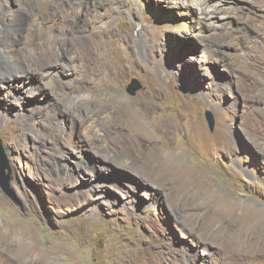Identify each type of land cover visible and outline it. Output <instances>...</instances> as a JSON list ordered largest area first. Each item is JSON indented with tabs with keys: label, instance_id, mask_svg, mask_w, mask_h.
Wrapping results in <instances>:
<instances>
[{
	"label": "rangeland",
	"instance_id": "1",
	"mask_svg": "<svg viewBox=\"0 0 264 264\" xmlns=\"http://www.w3.org/2000/svg\"><path fill=\"white\" fill-rule=\"evenodd\" d=\"M143 1L0 0V264H264V0Z\"/></svg>",
	"mask_w": 264,
	"mask_h": 264
},
{
	"label": "bare ground",
	"instance_id": "2",
	"mask_svg": "<svg viewBox=\"0 0 264 264\" xmlns=\"http://www.w3.org/2000/svg\"><path fill=\"white\" fill-rule=\"evenodd\" d=\"M127 1L122 0V2H123L122 6H125L126 3H128V4L140 3L142 8L146 7L143 0H129L128 2ZM218 1L223 2L224 0H218ZM231 1L233 2V0H231ZM225 4H231V2H225ZM174 5H175V7H178L179 10H181L180 13L185 14V15H191L194 20H198V21L202 20V18H204V17H207V18L209 17V16H205V12L208 13L210 11L213 13L216 11V9H218V11H220L219 9L222 8L220 4H218V3L215 4L214 0H175ZM224 9H226V8L224 7ZM194 14L195 15L199 14L200 16L197 18ZM153 19L155 20V18H153ZM186 22L187 21H185V20L181 21V23L184 25L187 24ZM182 27H184V26H182ZM13 29H15V28H13ZM11 38H12V40L14 39V37H11ZM10 39L7 40L8 45L7 46L4 45L0 51V61L6 63L5 68H3V67L0 68V76H3V77H0V90H2L3 88L16 86L18 83L21 85H25V83H26L25 78H29V77L31 78L33 76L32 75L33 72L39 73L35 69L28 68L29 66L26 67L25 62L20 59L21 57L20 58L18 57L16 59L14 58V60H11V58H12V57L10 58L11 55L7 54V51H10V53H11V50H12V48L10 49V47L13 45V43ZM12 55H14V54H12ZM158 125H162V123L158 122ZM141 128L145 129L143 126H141ZM135 130L139 134V132H140L139 126H137L135 128ZM84 140L86 141V137H82L83 144L85 142ZM173 155H174V152L172 153V157L174 158V160L176 159L177 162L182 163V156L178 155V156L174 157ZM11 227L14 230H18V232L22 231V233H23L22 234V243L23 244L21 245L22 247L20 249H22L23 247H24V249L26 248L27 254H28V252L31 253L33 251H36L38 254L37 258L40 259V257H42L41 256L42 252H41V250H38V248L35 247L36 246V240H34L32 230L26 229V227L22 228L20 226V222H17V221L14 222L11 225ZM13 242H14V240H13ZM14 247H16V246H14ZM22 254H25V253H22Z\"/></svg>",
	"mask_w": 264,
	"mask_h": 264
},
{
	"label": "water",
	"instance_id": "3",
	"mask_svg": "<svg viewBox=\"0 0 264 264\" xmlns=\"http://www.w3.org/2000/svg\"><path fill=\"white\" fill-rule=\"evenodd\" d=\"M143 88L142 81L134 77L131 82L129 83L127 87V92L131 95H137V93ZM206 118L209 122L210 128L214 129L215 126V117L214 113L211 110L206 111ZM7 163L4 161L3 155H2V149L0 145V186L2 187L3 191L10 197L14 198V192L10 186V177L5 174V169L7 167Z\"/></svg>",
	"mask_w": 264,
	"mask_h": 264
}]
</instances>
